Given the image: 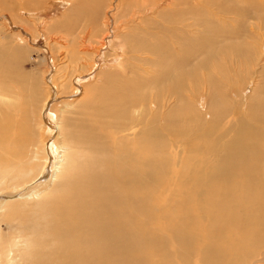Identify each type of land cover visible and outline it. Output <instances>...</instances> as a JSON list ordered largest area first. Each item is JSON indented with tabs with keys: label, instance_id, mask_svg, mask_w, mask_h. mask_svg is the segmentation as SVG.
<instances>
[{
	"label": "bare ground",
	"instance_id": "6f19581e",
	"mask_svg": "<svg viewBox=\"0 0 264 264\" xmlns=\"http://www.w3.org/2000/svg\"><path fill=\"white\" fill-rule=\"evenodd\" d=\"M75 1L78 5L65 15L74 17V24L80 20L81 5L86 0ZM232 1L248 6L247 0H226L225 6L214 0L185 3L182 15L191 13L193 18L180 31L176 53L188 65L187 75H171L166 65L158 78L146 85L144 81V87L143 83L138 86L141 79L137 75L140 70L144 72L143 67H130L127 75L131 77H112L105 91L112 95V101L97 98L87 121L72 123L66 138L72 142V151L62 156L57 171L53 172L55 166L45 170L44 177L50 176L46 183H51L47 192L36 202L28 198L27 187L8 194L24 199L22 203L2 204L3 222H15L13 231L24 239L64 240H24L25 249L40 246L38 252L43 255L37 257L36 252L32 255L30 250L25 251L21 256L24 264L264 262V114H260L264 112V100L245 117L247 123L259 126H248L245 118L238 116L237 122L222 133L216 132L214 121L199 123L200 115L190 101L196 93L191 87L199 90V86L211 85L214 92L219 85L209 78V72L222 75L228 54H240L226 44L216 47V42L229 37L226 29L231 20L242 17L243 11L230 8ZM1 9H7L5 4ZM211 34L222 36L214 44ZM124 40L126 43L129 37ZM148 40L143 46H127L135 54L149 55V61L153 56L168 58L167 52L158 51L164 47V39ZM187 42L194 45L190 53L185 50ZM7 78L0 79V97L20 98L23 81ZM151 93L153 102L147 100ZM162 93L174 102L169 112H164L163 123L158 114H151L152 106L160 109L158 98ZM220 104L226 105L223 101ZM6 109L0 110V183L9 177V168L19 169L27 152L23 148L27 140L23 120L18 118L13 126L14 117ZM105 118L111 124L102 127L99 119ZM110 128H114L111 138L105 133ZM8 134L16 142L13 153L6 149ZM95 143L102 146L94 147ZM171 146H181L185 160L175 189L168 190L164 189V175ZM209 158L214 159L213 163L207 161ZM70 164L78 169L75 173H68ZM37 185H30L29 192ZM44 249L48 250L46 254Z\"/></svg>",
	"mask_w": 264,
	"mask_h": 264
},
{
	"label": "rangeland",
	"instance_id": "374dc122",
	"mask_svg": "<svg viewBox=\"0 0 264 264\" xmlns=\"http://www.w3.org/2000/svg\"><path fill=\"white\" fill-rule=\"evenodd\" d=\"M86 1L81 5L80 20L74 24V17L65 15L78 5L75 0H0V79L8 77L23 81L21 86L24 88L19 87L20 98L0 97V110L8 108L6 110L14 117L13 126L18 124V118L23 120L27 138L23 147L27 152L21 159L22 163L18 164L20 172L17 173L19 169L12 166L9 168V177L0 183V264H24L22 253L30 250L23 246L24 240H14L24 239L16 229V232L13 231L16 223L3 222L2 204L24 202L21 197L10 198L8 194L20 193L25 187L28 198L33 202L47 192L51 183H46L50 176L44 177L45 170L55 166L53 172L57 171L62 156L72 151V142L66 139L72 131V123L87 121L86 116L94 110L91 105L98 101L97 98L107 97L108 103L112 101V95L105 92L111 85L107 83L112 77H131L127 75L130 67H143L144 72L140 70V74H137L141 84L139 78L136 82H139V87L143 83L144 87V81L146 85L150 79L158 78L157 75L166 65H169L171 75L185 72L187 75L188 65L178 58L176 50L179 46L176 42L179 41L182 28L190 25V17L193 18V15L190 13L184 16L181 12L185 13L186 4L196 5L200 0ZM93 1L99 2L96 4ZM214 1L221 6L226 5V0H220L222 3ZM3 3L7 8L5 10L1 9ZM246 4L249 7L233 1L232 6L229 5L244 13L240 19L231 20L232 23L226 29L228 38L216 42L222 35L211 34L214 44L229 45L232 50L240 53L237 56L228 54L222 75L209 72V78L218 82L219 86L214 88V92L211 85L209 88L208 85L199 86V90L191 87L196 93L190 101L200 115L199 123L205 122L208 125L214 121L217 133H222L229 124H235L236 117L248 116L250 109L264 100V0H247ZM126 37L129 40L124 43ZM151 37L165 40L164 47L158 51L162 54L167 52V59L153 56L152 61H149V55L130 51L132 48L129 46H143L149 43ZM193 47L192 42H187L186 52L190 53ZM201 74L203 78L204 73ZM153 93L156 96V92ZM153 93L147 98L149 102H153ZM166 98L164 93L160 94V109L152 106V113L150 111L153 116L158 114L156 117H160L161 121L164 112L168 113L174 106V102ZM222 101L226 103L225 107L220 104ZM158 110L162 113H157ZM220 110H223L224 115ZM246 120L248 126L253 125ZM99 123L102 127L111 124L106 118L99 119ZM256 126L259 125L254 124L253 128ZM113 132L114 128L105 131L110 138ZM7 141L8 153L15 152L17 147L12 135H7ZM97 145L102 146L97 143L93 146ZM84 149L88 151L85 145ZM182 150L181 146H171L167 151L164 175L167 182L164 189H175L174 183L184 168ZM207 161L213 163L214 159L209 158ZM67 170L72 174L78 169L70 164ZM32 180H37L35 183L38 185L29 192V186L35 184ZM40 250L39 246L30 251L32 255L36 252L37 257H41L43 255L38 252ZM47 251L44 249L43 253ZM192 258L198 259L196 255ZM54 261L51 257V262Z\"/></svg>",
	"mask_w": 264,
	"mask_h": 264
}]
</instances>
